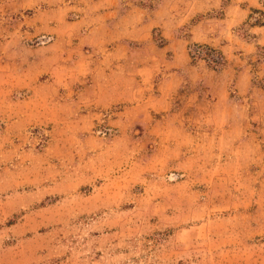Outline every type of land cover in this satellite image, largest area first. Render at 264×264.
Returning <instances> with one entry per match:
<instances>
[{
  "label": "rangeland",
  "instance_id": "obj_1",
  "mask_svg": "<svg viewBox=\"0 0 264 264\" xmlns=\"http://www.w3.org/2000/svg\"><path fill=\"white\" fill-rule=\"evenodd\" d=\"M91 1L0 0V264H264V0Z\"/></svg>",
  "mask_w": 264,
  "mask_h": 264
},
{
  "label": "crops",
  "instance_id": "obj_2",
  "mask_svg": "<svg viewBox=\"0 0 264 264\" xmlns=\"http://www.w3.org/2000/svg\"><path fill=\"white\" fill-rule=\"evenodd\" d=\"M91 5L97 6V11L92 12L90 15H86L87 26L81 37L90 42L89 46L94 52H96L99 46L105 47V50L102 52V57L104 59L119 60L121 53H125L124 43L126 39L142 40L144 38L140 34H144L147 29L146 22H142L138 28L135 30L133 29L130 36H126V34L130 32L129 30L128 33H125L126 25L129 24L126 23V20L128 21L130 15L133 12H137V10H127L124 14H117V6H115L116 0H92ZM77 22L80 24L81 20ZM139 30H142L140 34H138ZM193 34L191 33L190 35V41L185 40L182 49H180V53L184 52L187 57L186 43L200 40L194 38ZM171 43L172 42L167 41L166 46H169ZM227 47L228 46L221 47V50H223L225 54L227 53ZM174 66L178 67L180 65L174 64ZM115 71V68H113L107 74L110 75ZM111 100H115V98H111Z\"/></svg>",
  "mask_w": 264,
  "mask_h": 264
},
{
  "label": "trees",
  "instance_id": "obj_3",
  "mask_svg": "<svg viewBox=\"0 0 264 264\" xmlns=\"http://www.w3.org/2000/svg\"><path fill=\"white\" fill-rule=\"evenodd\" d=\"M259 13L264 18V14L262 12ZM254 23L259 25H264L262 21L259 19L255 20ZM188 48H189L188 53L192 60H194L195 58L203 59L204 61H206L207 65L212 69L222 66L225 63V59L222 53L219 50L214 49L213 47L194 43L190 45Z\"/></svg>",
  "mask_w": 264,
  "mask_h": 264
}]
</instances>
